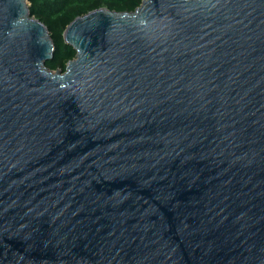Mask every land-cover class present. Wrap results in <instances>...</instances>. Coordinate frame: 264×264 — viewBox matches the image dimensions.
Masks as SVG:
<instances>
[{"label": "water", "instance_id": "water-1", "mask_svg": "<svg viewBox=\"0 0 264 264\" xmlns=\"http://www.w3.org/2000/svg\"><path fill=\"white\" fill-rule=\"evenodd\" d=\"M75 57L0 0V264H264V0L76 17Z\"/></svg>", "mask_w": 264, "mask_h": 264}, {"label": "trees", "instance_id": "trees-1", "mask_svg": "<svg viewBox=\"0 0 264 264\" xmlns=\"http://www.w3.org/2000/svg\"><path fill=\"white\" fill-rule=\"evenodd\" d=\"M30 14L47 28L54 43V55L45 66L51 71L65 68L75 57L72 47L65 44L63 32L76 17L105 8L115 12H132L142 0H27Z\"/></svg>", "mask_w": 264, "mask_h": 264}]
</instances>
